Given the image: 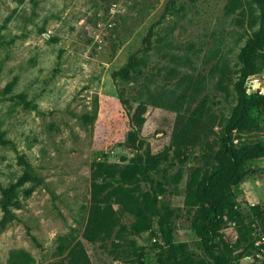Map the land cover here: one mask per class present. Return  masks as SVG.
<instances>
[{"label":"rangeland","instance_id":"rangeland-1","mask_svg":"<svg viewBox=\"0 0 264 264\" xmlns=\"http://www.w3.org/2000/svg\"><path fill=\"white\" fill-rule=\"evenodd\" d=\"M258 21L254 0H0V264L19 248L51 264L77 245L89 264H216L215 246L237 238L226 263L263 264L248 205L264 207V115L233 140L249 153L231 187L240 215L221 218L213 245L186 199L237 105L238 55ZM261 61L246 94L264 91ZM146 152L161 158L133 186L155 189L165 234L159 216L130 231L134 216L112 202L114 231L86 238L94 161Z\"/></svg>","mask_w":264,"mask_h":264},{"label":"trees","instance_id":"trees-1","mask_svg":"<svg viewBox=\"0 0 264 264\" xmlns=\"http://www.w3.org/2000/svg\"><path fill=\"white\" fill-rule=\"evenodd\" d=\"M259 10L258 26L247 40L238 55L239 79L235 83L238 102L231 111L225 123L220 127L217 137L218 147L212 155V161L207 168L195 167L187 182L186 199L197 205L199 211V226L204 228L205 238L213 245L214 234L218 223L223 217L236 220L240 215L234 207L232 185L244 175L243 162L249 153L247 147L234 139L243 137L244 131L255 127L259 117L264 115V91L262 93L246 94L243 87L244 78L257 70V61L264 53L260 52L264 44V0H254ZM136 122L141 123V116L136 115ZM3 131L0 129V139ZM161 155L146 152L145 163L141 161L128 162L123 167H116L113 162L97 159L94 161L90 174L89 213L85 227V236L91 241L100 242L114 231V213L112 202L119 204L123 212L134 216L128 229L134 233L148 230L152 226L153 217L159 216L160 229L165 234V217L161 211L158 195L152 190H136L133 184L140 175L146 177L147 170L156 165ZM249 213L253 219L256 231L255 239L260 242L256 248H264V207L259 204H249ZM124 226L115 232L114 244L119 245ZM169 239V238H167ZM241 238L225 245L224 249L216 247L214 255L216 264H227L229 253L241 248ZM250 244H253L251 241ZM239 250V249H238ZM6 264H33L29 252L23 249H12ZM51 264H89L88 256L80 245L72 246L61 259ZM129 264H133L130 263ZM171 264H183L174 257ZM264 264V262H263Z\"/></svg>","mask_w":264,"mask_h":264},{"label":"built area","instance_id":"built-area-1","mask_svg":"<svg viewBox=\"0 0 264 264\" xmlns=\"http://www.w3.org/2000/svg\"><path fill=\"white\" fill-rule=\"evenodd\" d=\"M252 90H255V91H256V90H257L256 86H253ZM257 92H258V93H262L263 90H260V89H259V90H257Z\"/></svg>","mask_w":264,"mask_h":264}]
</instances>
